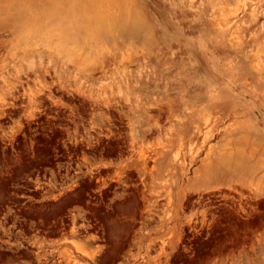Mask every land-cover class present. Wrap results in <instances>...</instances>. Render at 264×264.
Here are the masks:
<instances>
[{"label":"bare ground","instance_id":"bare-ground-1","mask_svg":"<svg viewBox=\"0 0 264 264\" xmlns=\"http://www.w3.org/2000/svg\"><path fill=\"white\" fill-rule=\"evenodd\" d=\"M10 20L0 13V211L14 208L24 230L91 231L116 257L135 241L157 264H190L222 213L245 210L214 175L202 188L181 185L174 149L184 136L173 101L134 91L130 80H117L115 93L95 92L86 85L91 69L81 57L71 62L61 46L69 39L51 21ZM263 240L250 236L249 251ZM229 255L212 264L242 263V252Z\"/></svg>","mask_w":264,"mask_h":264},{"label":"rangeland","instance_id":"rangeland-1","mask_svg":"<svg viewBox=\"0 0 264 264\" xmlns=\"http://www.w3.org/2000/svg\"><path fill=\"white\" fill-rule=\"evenodd\" d=\"M0 1L10 2L0 5V13L7 10L11 23L51 21V28L69 39L61 46L73 51H66L71 62L81 57L83 68L91 69L86 85L93 91L115 93L117 80H130L134 91L173 101L184 136L174 149L184 166L181 185L195 180L202 188V180L214 175L245 210L222 213L190 264H212L220 253L235 257L239 252L241 264H264V240L253 252L248 246L250 236L264 237V0ZM197 215L203 218L201 211ZM19 221L14 208L0 211V264L159 260L135 241L116 257L115 250L100 251L104 241L91 231L74 238L49 235L24 230Z\"/></svg>","mask_w":264,"mask_h":264}]
</instances>
